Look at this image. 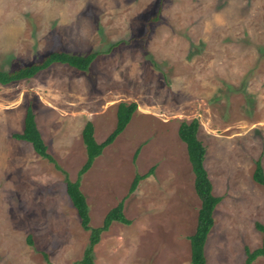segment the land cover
Returning <instances> with one entry per match:
<instances>
[{
  "label": "rangeland",
  "instance_id": "1",
  "mask_svg": "<svg viewBox=\"0 0 264 264\" xmlns=\"http://www.w3.org/2000/svg\"><path fill=\"white\" fill-rule=\"evenodd\" d=\"M59 48L99 54L87 71L56 63L0 84V264H86L91 230L67 179L80 181L91 227L119 204L132 221L100 233L91 264H193L202 201L179 135L193 119L222 197L206 264H245L264 242V0H0V69ZM122 101L138 104L132 120L81 174L86 122L102 142ZM28 104L54 160L12 136Z\"/></svg>",
  "mask_w": 264,
  "mask_h": 264
},
{
  "label": "trees",
  "instance_id": "2",
  "mask_svg": "<svg viewBox=\"0 0 264 264\" xmlns=\"http://www.w3.org/2000/svg\"><path fill=\"white\" fill-rule=\"evenodd\" d=\"M157 17L158 13L153 19H156ZM98 54L99 52L77 54L70 53L60 48L53 49L30 63H22L21 65L10 69H0V84L7 85L23 79H30L40 71L47 69L56 63L68 64L78 70L87 71ZM137 108L138 104L136 102L122 101L117 109L116 126L102 142L97 141L95 137V126L93 121L88 120L86 122L82 131V137L86 148V161L80 171L81 174L88 171L93 166L95 159L103 154L104 149L112 144L126 129ZM200 127L201 124L199 119H193L189 122L182 121L179 127L180 138L187 144L189 160L195 174V189L202 201L196 230L194 234L190 236L192 251L191 261L193 264H206L205 245L214 226V211L222 200L221 196H217L213 192V183L205 164L207 147L198 136ZM12 136L16 139L30 142L34 150L40 156L49 160H54L53 156L48 152V146L38 127L36 114L32 104H28L26 108L22 131L14 132ZM153 171L154 169L152 168L147 173L137 172L131 183L129 193H133L137 189L140 181L152 174ZM254 179L264 185V167L261 160L257 161ZM66 181L67 192L78 212L83 226L87 230H91V244L90 248L86 251V254L88 255L86 256L85 262L86 264H91L92 254L89 253L92 252L93 245L98 242L100 233L109 229L114 221L124 224H130L132 221L124 214L122 204H119L108 211L101 226L95 228L91 227L89 224L91 219L90 207L87 197L81 189L80 181H72L70 179H67ZM257 227L264 233V224L257 222ZM28 241L31 244L33 243L32 236L28 237ZM247 253L248 257L245 264H254V261L259 256L264 255V242L262 247L253 251L247 249Z\"/></svg>",
  "mask_w": 264,
  "mask_h": 264
}]
</instances>
